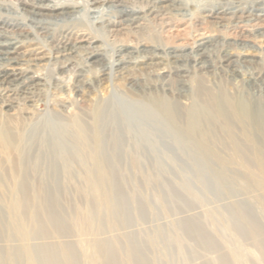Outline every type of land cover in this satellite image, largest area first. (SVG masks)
<instances>
[{"label": "bare ground", "instance_id": "1", "mask_svg": "<svg viewBox=\"0 0 264 264\" xmlns=\"http://www.w3.org/2000/svg\"><path fill=\"white\" fill-rule=\"evenodd\" d=\"M16 1L27 7L19 9L24 16L23 19L18 21L0 15V113L3 116V120L0 119V151L7 158L10 157L13 164L10 174L3 173L0 178V192L6 189H17V185L12 187L9 178L12 177L15 180L21 172L24 173L22 181L17 180L20 182L18 189L23 197L18 198L14 206L18 213L21 207L31 210L35 208L36 210L33 221L39 225L36 235L39 241L34 243V247L37 258L41 259V264H79L74 252L75 247L83 243V236L78 232L75 234L77 239L74 242L64 240L65 237L72 236H70L69 221L61 204V197L58 192H55L57 184L30 185V179H33L36 173L28 168L23 169L21 164H36V161L42 157L49 159V164L53 163L58 156L55 151L57 147H62L67 143L81 146L84 144L85 138L82 135L71 137L72 135L70 136L68 132L72 126L62 125V130H60L32 115L36 104L43 97L39 99L40 90L43 92V87H49V81L54 76L47 74L43 76L42 73H39L37 63H32L41 57L26 58L34 55L39 48L47 50V53L50 54H47V63L56 66L50 68L55 75L61 69L70 70L74 80L70 82L71 87L68 92L69 94L72 92L75 97H89L92 93L94 97L96 95L94 92L98 89L101 91L105 87L113 71H116L118 77L127 82L128 86L140 83L141 74L154 73L161 80L158 84L153 83L152 96L142 92L143 90L141 93H132L134 99L150 102L148 105L155 111V113L149 114L139 112V116L143 120L145 119L144 122L157 131L169 133L173 130L178 131L177 133L180 131L176 136L185 138L187 142L208 145L211 151L213 149L214 156L224 159L226 162L235 163L245 173L256 174L253 170L255 167L260 175H264V158L261 159L260 156L255 155L253 160L255 166H253L250 159L242 161L241 155L235 151L236 146L243 144L264 143V134L259 133V130L264 128V60L259 57L258 60H254L253 56L255 55L247 53L248 51L250 53L257 51L256 47L254 48L255 45L248 43L244 38L243 41H239L229 40L223 36L211 38L197 34V38L192 39L190 44L168 46L157 43L151 39L152 37H141L144 35L143 33H137L143 31L146 26H149L148 24H153L151 20L154 18L158 19V17L168 15L167 18L173 17L174 20L181 22L185 18L183 11L192 12V16L197 11L193 18H202L200 22L213 27L217 34L221 30L229 31L233 28L236 30V27H241L239 24L242 23L243 26L251 27V29L243 30L253 38H262L264 36V0H194L196 3L192 4V8H190V0H185L190 4L184 0H81L83 3L79 0ZM203 1L210 3L204 4ZM10 3H15V1ZM83 12L86 13L84 15L90 16L92 21L99 25V28H104V33L107 36L113 35H109V33L128 34L133 40L118 44L115 58L113 56L107 58L101 45L97 44L101 42L100 36L91 29H84V25L81 23V18L85 17L82 15ZM37 16H41V19H37ZM81 30L86 32L78 34ZM135 34H139V36H135ZM73 36H76L78 40L75 39L71 42ZM80 42H84V44H79ZM29 44L38 45V47L22 50ZM49 44L52 46L48 47ZM54 54L56 55L53 56ZM103 59L107 61L104 63ZM240 66L243 68L247 66L250 71L246 72ZM68 67L69 69H67ZM88 74L91 75L90 78L86 77ZM177 81L182 83L180 88L176 86L175 82ZM228 85L234 89L232 92L226 90ZM244 85L248 87L245 91L242 87ZM56 87L58 88V86ZM44 90L46 92V89ZM55 90L54 92L57 93L63 91L59 88H55ZM64 93H66V89ZM244 94L246 95L245 99H243ZM95 99L92 100V103ZM65 101L64 104H67ZM184 102H188V105L183 106ZM107 103L105 104L107 105ZM68 104L72 103L68 102ZM93 104L95 106L96 103ZM57 106L59 105L57 104ZM110 106L105 109L103 104H97L94 109L87 112L92 125H84V128L87 132H92L89 142L95 148L102 142L101 132H106L104 134V137L107 135L106 140L117 145L122 144L125 139L121 135L115 136L114 134L112 136L110 134L111 130L119 129L120 133L122 129L119 125L110 124L109 118L114 119L117 115H121L123 121L130 122L128 117L126 118L128 116L126 114L129 113H125L124 117L112 105ZM89 107L91 108V105ZM69 108L64 110L68 111ZM122 108H119L118 111H123L120 110ZM59 110L55 117L58 120L67 118L62 114L64 111ZM70 112L72 111L69 110L67 113ZM71 114L74 116L70 118L81 117L80 119H82L81 115L84 112L75 111ZM132 120L134 119H131V122ZM124 126L130 125L127 123ZM166 138L175 139V135L172 137L163 136L162 139ZM225 146H229V150L225 149ZM220 151H222V155ZM248 153L250 154V152ZM261 153L263 154V152ZM65 156L66 154H59L60 158L65 159ZM99 156L102 154L94 152L93 157ZM66 157L69 158V156ZM262 185L264 186V183ZM108 199V209L115 210L118 215L117 220L121 222L122 226L130 228L133 222V205L126 196L119 178L114 179V190L110 192ZM241 205L246 210L247 206L243 202ZM191 209L194 207L189 204L181 209L177 207L178 212H174L177 223L183 226L187 236L194 239L203 249H214L201 221L195 214H189ZM139 213L143 215L144 209L139 208ZM181 213L186 214L180 216ZM250 215L252 214L250 213ZM3 219L4 215L0 211V243L7 240ZM235 219L237 218L235 217ZM111 227H113L112 223ZM236 227L239 232H243V223L240 220L236 222ZM128 231L126 238L135 249L132 252V258H128V264H147L146 256L142 255L143 246L140 248L135 239L136 234ZM59 237L64 239L58 240ZM24 240L27 241L25 237ZM102 245L104 254L108 253L107 250L111 251L104 243ZM262 247H264V242ZM0 249L3 250L4 247L0 245ZM107 255L111 258L107 264H123L116 252ZM26 256L29 264H36L34 256L27 249ZM211 263L228 264L226 260L208 261L205 264Z\"/></svg>", "mask_w": 264, "mask_h": 264}, {"label": "rangeland", "instance_id": "2", "mask_svg": "<svg viewBox=\"0 0 264 264\" xmlns=\"http://www.w3.org/2000/svg\"><path fill=\"white\" fill-rule=\"evenodd\" d=\"M14 1L15 3H10ZM195 1L190 0V8L193 7L192 4L196 3ZM79 2L83 3L81 0ZM185 2L189 3V1ZM203 2L204 4L210 3L209 1ZM0 4V15L18 21L23 19L24 16L19 9L25 6L18 4L16 0H0ZM189 12L183 11L185 18L181 22L174 20L173 17L167 18L169 17L168 15L158 17V19L154 18L151 20L153 24H148L149 26H146L143 31L137 33H143L144 35H141V37H152L151 39L157 43L168 46L190 44L192 39L197 38V34L210 36L211 38L223 36L229 40L235 39L239 41H243L244 38L248 43L254 44V48L256 47L257 49V51L252 53L248 51V55H255L253 56L254 60H258V57L264 60V36L262 38H253L252 35L243 30L251 29L250 26H243L240 23L241 27H236V30H234L235 28L229 31L221 30L217 34L213 27L200 22L202 18H193L197 11L194 12L193 16L192 12ZM84 14L86 13L83 12L82 14L85 17H82L87 20L85 21L81 18L84 29H91L100 36L101 42L97 44L101 45V49L107 58L112 56L115 58L118 44L128 43L133 40L131 35L128 34L120 35L117 33L114 35V33H109V35H113L107 36L104 33V28H99V25L93 22L90 16ZM37 19H41V16H37ZM193 23L198 26L195 27ZM85 32V30H81L78 34H84ZM243 35L246 36L243 37ZM135 36H139V34H135ZM75 39L78 40L76 36H73L71 42L75 41ZM79 44H84V42ZM50 45L52 46V44H49L48 47H51ZM36 47L38 45L29 44L22 50ZM36 51L34 55L26 58L41 57L32 61V63H37V68L40 70L39 73H42L43 76L46 74L54 76L49 81V87H43L46 92L43 88V92L40 90L39 95L41 96H39V99L43 97L36 104L32 115L39 120L54 125V128L60 130H62V125L72 126L68 134L72 135L71 137L82 135L87 143L84 142L81 146L67 143L62 147H57L55 151L58 156L53 163L49 164V159L42 157V159L36 161V164L22 163L21 166L23 169L28 168L36 173L33 179H30V185L50 186V184H57L55 185L57 187L55 192H58L61 197V204L69 221L70 236H72L65 237L66 239L61 237L57 239L72 240L74 242L77 239L75 234L78 232L82 233L83 243L78 244L74 252L79 264H107L109 259H111L107 254L113 252H116L123 264H128V258H132V252L135 250L126 238V233L129 229L134 235L136 234L135 239L138 242V246L140 248L143 246L141 249L143 251L142 255L146 256L147 264H205L208 261L220 262L221 260H226L228 264H264V247H262L264 242V186L262 185L264 183V175H260L255 167L253 170L256 174L252 172L251 174L245 173L235 163H229L214 156L212 153L213 149L211 151L208 145L187 142L185 138L176 136L180 131L179 133L174 130L170 131V133L157 131L144 122L145 119L143 120L139 114L142 112L155 113V111L148 105L150 102L136 100L132 93H141L143 90L142 92L152 96L153 83L156 82L158 84L161 80L154 73L141 74L140 83L128 86L127 82L120 79L118 73L113 71L105 87L101 91L98 89L94 92L96 94L94 97L92 96L93 93L89 97H75L72 92L70 94L68 92L71 87L70 82L74 80L70 70L61 69L58 72L59 75H55L50 68H55L56 66L47 63V57L50 55L47 53L48 51L41 48ZM106 61V59H103L104 63ZM47 64L50 66L48 67ZM240 67L246 72L250 71L247 66H244V68L243 66ZM90 74L93 76L92 73ZM90 74L86 75V77L90 78ZM175 83L180 85L176 84L178 88L182 86L180 81ZM53 85L63 89V93L54 92L55 88H58ZM149 87L152 88L150 89ZM242 87L244 91L248 88L247 85ZM64 88L66 93H64ZM226 90L232 92L234 89L228 85ZM62 98L64 101L66 100L65 103L67 104H64ZM94 98L97 99V102L96 99L93 102L96 103L95 106L103 104V107L107 109L112 105L119 114L124 117L128 115L126 118L128 117L130 122H127V120L123 121L121 115H117L114 119L109 118L110 124L121 126L122 130L120 133L118 132L119 129H117L116 131L111 130L110 134L112 136L114 134L115 136L121 135L123 139L125 138L122 144L111 143L110 140H106L105 137L107 135L104 137L106 132L102 133L100 131L103 143L101 142L96 148L91 146L89 141L92 132H87L84 125H92L87 112L94 109L95 106L92 103ZM245 98L246 95L244 94L243 99ZM84 100L86 101L85 103L83 102ZM68 102L72 104H68ZM111 102L113 103L111 104ZM253 102L256 103V101ZM184 103L185 105L183 104V106L188 105V102ZM90 105L91 108L89 107ZM58 108L64 111L61 110L63 116L67 118L58 120L55 117L60 111ZM68 108L72 112L67 113L69 110H65ZM119 108H122L120 110L123 111H118ZM74 110L84 112L85 115H81L82 119H80L81 117L70 118L74 116L71 114L75 112ZM125 113L129 114L125 115ZM130 118L134 119L132 120L134 124ZM0 119L2 121L3 116ZM127 123L130 126H124ZM259 133L264 134L263 127L259 130ZM172 135H175V139H162L163 136L172 137ZM252 145L243 144L236 146L235 151L241 155L242 161L243 159L248 161L250 159V163L255 166L253 162L255 155L260 156L261 159L264 158L262 157L264 154V143L260 142ZM225 149L229 150V146H225ZM223 151L225 150L223 149ZM94 152L102 154V156L93 157ZM60 153L66 154L69 158L66 156L65 159L60 158ZM221 153L222 151H220ZM12 166L10 157L7 158L0 151V178H2L3 173L10 174ZM23 174L21 172L15 180L12 177L9 178L12 187L17 185V189H6L0 192V211L4 215L3 225L6 226L5 235L7 238L5 242L0 243L4 247L3 250L0 249V264H29L26 249L34 256L35 263L41 264V259L37 258L34 247V243L39 241L36 238L39 225L33 221L36 210L35 208L31 210L21 207L18 213L14 206L18 198L23 197V194L18 189L20 182H17V180L22 181ZM115 178H119L126 196H128L129 201L133 205V222L130 228L122 226L121 222L117 220L118 215L115 210L108 209V195L114 190ZM241 202L247 206L246 210L241 205ZM187 204L194 207V209L189 211V214H195L201 221L207 233V238L213 243L214 249H203L194 239L189 238L185 228L177 223L174 212H178L177 207L181 209ZM139 208L144 209L145 214L140 215ZM185 214L181 213L180 216ZM238 220L243 223V232H239L236 227ZM111 223L115 228L111 227ZM24 237L27 241L24 240ZM103 243L111 249V251L107 250V254H104ZM257 260L259 261L257 262Z\"/></svg>", "mask_w": 264, "mask_h": 264}]
</instances>
